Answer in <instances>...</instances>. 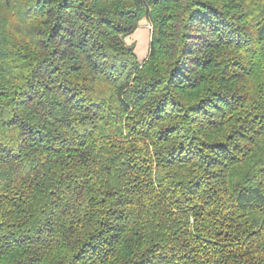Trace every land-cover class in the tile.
Returning <instances> with one entry per match:
<instances>
[{"label": "trees", "instance_id": "1", "mask_svg": "<svg viewBox=\"0 0 264 264\" xmlns=\"http://www.w3.org/2000/svg\"><path fill=\"white\" fill-rule=\"evenodd\" d=\"M0 264H264V0H0Z\"/></svg>", "mask_w": 264, "mask_h": 264}, {"label": "crops", "instance_id": "2", "mask_svg": "<svg viewBox=\"0 0 264 264\" xmlns=\"http://www.w3.org/2000/svg\"><path fill=\"white\" fill-rule=\"evenodd\" d=\"M147 24L144 20L140 28L126 39L128 45H135L136 56L140 63L148 57L150 51L151 33L147 29Z\"/></svg>", "mask_w": 264, "mask_h": 264}, {"label": "built area", "instance_id": "3", "mask_svg": "<svg viewBox=\"0 0 264 264\" xmlns=\"http://www.w3.org/2000/svg\"><path fill=\"white\" fill-rule=\"evenodd\" d=\"M147 29L152 31V26L150 24L147 25Z\"/></svg>", "mask_w": 264, "mask_h": 264}]
</instances>
